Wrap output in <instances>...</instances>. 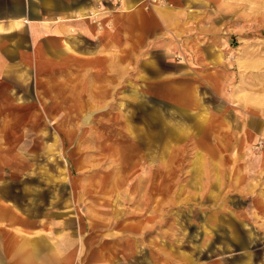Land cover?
<instances>
[{
    "label": "rangeland",
    "instance_id": "374dc122",
    "mask_svg": "<svg viewBox=\"0 0 264 264\" xmlns=\"http://www.w3.org/2000/svg\"><path fill=\"white\" fill-rule=\"evenodd\" d=\"M166 2L199 45L155 52L172 79L118 117L0 86V200L68 224L79 264H264V0Z\"/></svg>",
    "mask_w": 264,
    "mask_h": 264
},
{
    "label": "crops",
    "instance_id": "0c3cea01",
    "mask_svg": "<svg viewBox=\"0 0 264 264\" xmlns=\"http://www.w3.org/2000/svg\"><path fill=\"white\" fill-rule=\"evenodd\" d=\"M174 7L164 0H0V86H32L38 99L63 102L79 117H118V102L142 94L149 77L172 79L155 75V52L199 45L178 25L191 15ZM119 90L128 98L119 99ZM21 215L20 206L0 200V264H79L81 238L68 224L39 230Z\"/></svg>",
    "mask_w": 264,
    "mask_h": 264
},
{
    "label": "bare ground",
    "instance_id": "6f19581e",
    "mask_svg": "<svg viewBox=\"0 0 264 264\" xmlns=\"http://www.w3.org/2000/svg\"><path fill=\"white\" fill-rule=\"evenodd\" d=\"M93 13H94V12H93ZM93 13H92V14H93Z\"/></svg>",
    "mask_w": 264,
    "mask_h": 264
}]
</instances>
